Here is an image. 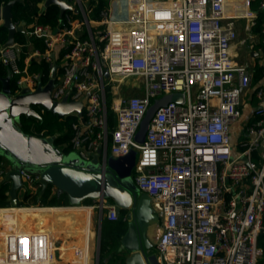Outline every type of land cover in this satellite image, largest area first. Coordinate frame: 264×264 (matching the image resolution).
Returning a JSON list of instances; mask_svg holds the SVG:
<instances>
[{"label": "built area", "instance_id": "2783aa9c", "mask_svg": "<svg viewBox=\"0 0 264 264\" xmlns=\"http://www.w3.org/2000/svg\"><path fill=\"white\" fill-rule=\"evenodd\" d=\"M67 1L77 13L66 10L56 28L33 23L28 30L44 50L31 43L22 50L19 42L18 50L0 49L15 78L13 95L45 83L31 66L52 67L54 60L53 99L79 101L91 91L83 117L72 122L71 150L106 161L137 149L134 181L163 212L161 264H264V75L257 68L264 62V22L255 31L264 0L257 6L254 0H109L98 18L92 17L97 0ZM131 78L141 93L132 92ZM174 92L184 101L160 106L137 144L149 106ZM3 165L0 159V174ZM20 173L21 194L36 192L38 177ZM82 204L76 207L92 211V246L74 244L75 260L66 264H97L103 219L119 218L111 200ZM16 207L24 206L0 208ZM0 238V264L64 260L49 230L14 223Z\"/></svg>", "mask_w": 264, "mask_h": 264}, {"label": "water", "instance_id": "95a60500", "mask_svg": "<svg viewBox=\"0 0 264 264\" xmlns=\"http://www.w3.org/2000/svg\"><path fill=\"white\" fill-rule=\"evenodd\" d=\"M20 0L0 1V23L7 30V39L1 48L16 45L15 36L22 33L27 39L29 32L26 22L16 25L12 8ZM51 5L60 9V17L66 10L75 13L78 10L67 0H44L42 11ZM58 63L53 61L50 77L47 82H38L35 91L25 87L20 94L13 95L11 72L1 78L0 88V157L10 164V170L4 175L3 182L9 183L8 196L13 206L20 203L19 194L25 188L20 170L38 177L40 184L39 199L47 187L52 185L57 194L65 193L71 206L82 204L86 200L93 203L101 199L113 201L118 213L127 210V228L120 237L116 255L124 259V264H161L156 245L161 237L163 212L154 197L142 192L134 181V169L138 158L137 149L131 147L122 156L109 155L102 161L96 154L90 160L80 157L77 151L65 152L56 144V139L63 133L37 135L23 129L22 115L42 121L36 105L61 117H83L91 91L79 101H69L67 95L61 100L52 98L56 85ZM185 95L180 92L165 94L157 98L148 108L135 135V142L142 144L151 119L160 106L170 101L183 102ZM102 228V227H101ZM102 231V230H101ZM111 257V256H110ZM100 264V259L98 263Z\"/></svg>", "mask_w": 264, "mask_h": 264}, {"label": "trees", "instance_id": "16d2710c", "mask_svg": "<svg viewBox=\"0 0 264 264\" xmlns=\"http://www.w3.org/2000/svg\"><path fill=\"white\" fill-rule=\"evenodd\" d=\"M109 0H97L96 5L92 12V17H99L100 10L108 5ZM42 0H25L24 3H17L13 7V19L15 22L25 21L28 25L31 23H41V24H50L54 28L58 27L61 19L59 17V6L51 5L43 12H40L41 6L40 3ZM264 14V13H263ZM263 15H261L259 20V25L256 27L260 28L261 20ZM20 40H24V36L20 34ZM7 39V30L4 26L0 25V46ZM33 41L34 45L42 50H44L45 45L38 38H30ZM0 74L3 75L6 72L2 71L4 64L0 61ZM38 68L43 69L44 81L47 80L50 67L47 63H41L37 65L33 63L31 70H36ZM259 70L258 77L264 75V64L263 66L257 67ZM12 89L15 87V79H12ZM108 100L110 95H108ZM37 110L42 116V121L33 117H25L22 115L21 120L23 123V129L26 132H31L37 135H49L56 132H62L63 134L56 139V144L62 146L65 152H69L71 149L70 140L72 137V122L77 118L74 115L61 117L59 115L53 114L45 108L42 110ZM108 115L113 123V112L109 108L108 101ZM33 125V129L30 126ZM43 133H40L42 132ZM53 186L49 185L44 193V195L39 199L40 186L36 192H30L29 190L23 192L20 196L19 205L22 206H67L70 205L67 200V195L65 193L59 195L56 191L53 190ZM9 185L8 183L0 182V207L11 206L9 196H8ZM113 202V201H112ZM84 204L93 203L91 200H86ZM127 210L119 213V218L116 221H110L107 216L104 217L102 222V240L100 244V264H124V259L118 255H110L111 249L113 246L110 245V241L113 239L120 240V237L124 234L127 228V221L124 219L126 217ZM111 256V257H110Z\"/></svg>", "mask_w": 264, "mask_h": 264}, {"label": "crops", "instance_id": "0c3cea01", "mask_svg": "<svg viewBox=\"0 0 264 264\" xmlns=\"http://www.w3.org/2000/svg\"><path fill=\"white\" fill-rule=\"evenodd\" d=\"M258 2L259 0H254V3H253L254 6H257ZM43 4H44V0H42V2L40 3V6H41L40 12H43L42 11ZM262 15H263V19L261 20L260 26L262 22H264V14L262 13ZM59 17H60V13H59ZM61 18L62 17H60V19ZM32 24L33 23H31L29 26L31 27ZM258 25H259V22H258ZM259 29L255 28V31L258 32ZM28 41H25L26 44L31 43L33 44L34 47H36L33 41H31V39L29 42ZM0 49H1V46H0ZM259 63L260 62L258 61L257 67L263 66L264 64V62L261 65H259ZM37 65H40V64H37ZM49 67H50V70H49L48 76H46L47 77L46 82L48 81L50 77V73L52 69L50 65ZM32 71L43 72V69L38 68ZM44 76L45 74L43 73V78ZM13 79L15 78L13 77ZM30 128L33 129V125H31ZM40 133H43V131ZM60 147L62 148V146ZM0 159L4 162L3 169H5L4 174H0V182H3L4 175L10 170L11 167H10L9 162L5 158L0 157ZM8 185L10 186L9 183ZM20 196H21V192L19 194V199H20ZM59 207H63V208L61 209ZM69 211L74 213V219L64 223L63 220L66 218ZM83 211H86V214L84 216L85 224L81 225L79 223L80 222L79 217H77L76 215ZM91 212L92 211L90 207H78V206L77 207L76 206H67V207L65 206H24V207H16V208H0V236L3 235L5 232H7L8 229L12 228L14 226V223L16 224L18 229H23L27 231H32L36 229L49 230L52 233L54 238L65 237L64 241L58 244V248L62 249L61 257L64 258V260L60 258L58 261V264H66L67 261L69 260H75V256H74V248H75L74 246L75 245H80V244L84 245L87 242H89L90 246H92V241L89 240V239H92V236H93V231L89 229V219L91 218L90 217ZM101 237H102V233H101ZM74 238L78 239L77 240L78 242L74 241ZM112 242L115 243L116 247L119 244V241L117 239H113ZM1 247H2V240L0 238V250H1ZM64 253H66V255ZM68 264H74V262L73 261L68 262Z\"/></svg>", "mask_w": 264, "mask_h": 264}, {"label": "rangeland", "instance_id": "374dc122", "mask_svg": "<svg viewBox=\"0 0 264 264\" xmlns=\"http://www.w3.org/2000/svg\"><path fill=\"white\" fill-rule=\"evenodd\" d=\"M18 41H19V43H21V44H24L23 46H22V50H28L29 49V46L28 45H26V42H24L23 40H20V39H18ZM128 83H135V87H133L132 88V92L133 93H135V94H137V93H141V89H140V87H139V82L136 80V79H132L131 78V80H129L128 81ZM38 106L39 105H36V107L38 108ZM39 107H41V106H39ZM41 108H43V107H41ZM41 108H39V110H42ZM53 190L54 191H56V188L54 187L53 188ZM81 205V204H80ZM79 205V206H80ZM82 205H87V204H82ZM36 206H41V205H36ZM96 211L94 210V213H95ZM85 214H86V211H83V212H80V213H78L76 216L77 217H79V223L81 224V225H84L85 224V219H84V216H85ZM96 214V213H95ZM93 217H94V214H93ZM94 219H96V216L94 217ZM93 229H97L98 228V226L96 225V226H94V224H93ZM2 229V228H1ZM62 235V234H61ZM76 238V237H75ZM74 238V241H77L78 239H75ZM64 239H65V237H61V238H59V243H62L63 241H64ZM101 240H102V237H100V242H99V240L98 239H96V247H98V246H100L99 244H101ZM78 242V241H77ZM76 244V243H75ZM110 245L111 246H113L112 247V249H111V253H110V255H116V245H115V243L114 242H112V241H110Z\"/></svg>", "mask_w": 264, "mask_h": 264}, {"label": "flooded vegetation", "instance_id": "af4514ba", "mask_svg": "<svg viewBox=\"0 0 264 264\" xmlns=\"http://www.w3.org/2000/svg\"><path fill=\"white\" fill-rule=\"evenodd\" d=\"M1 1V3H7L9 0H0ZM25 2V0H20V1H18V2H16V4L17 3H24ZM15 6V5H14ZM13 6V7H14ZM13 9V8H12ZM14 20V19H13ZM15 22V21H14ZM22 22V21H21ZM21 22H15L16 23V25H18V24H20ZM0 25H1V23H0ZM25 28H26V30L28 31V29L30 28V26L26 23V25H25ZM21 33H17L16 34V36H15V40H16V42H19L18 41V39H20V37H21V35H20ZM24 36V35H23ZM24 40L25 41H28L29 40V38L27 39L25 36H24ZM24 41V42H25ZM1 61V60H0ZM1 65V64H0ZM7 66H3V69H2V71H4V72H6L5 74H3V75H1L0 74V88H1V86H2V84H3V81H1V78H5L6 77V75H7ZM12 79H13V77H12V75H11V84H12Z\"/></svg>", "mask_w": 264, "mask_h": 264}, {"label": "bare ground", "instance_id": "6f19581e", "mask_svg": "<svg viewBox=\"0 0 264 264\" xmlns=\"http://www.w3.org/2000/svg\"><path fill=\"white\" fill-rule=\"evenodd\" d=\"M56 208H58V207H56ZM59 208L62 209L63 207H59ZM73 219H74V213L69 211L66 218L63 220V222L65 223V222L71 221Z\"/></svg>", "mask_w": 264, "mask_h": 264}]
</instances>
